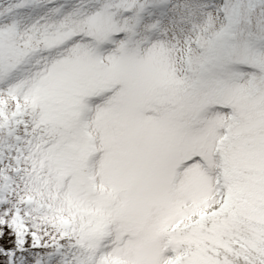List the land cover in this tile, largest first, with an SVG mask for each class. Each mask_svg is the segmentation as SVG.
Masks as SVG:
<instances>
[{
    "label": "snow or ice",
    "instance_id": "1",
    "mask_svg": "<svg viewBox=\"0 0 264 264\" xmlns=\"http://www.w3.org/2000/svg\"><path fill=\"white\" fill-rule=\"evenodd\" d=\"M0 264H264V0H0Z\"/></svg>",
    "mask_w": 264,
    "mask_h": 264
}]
</instances>
